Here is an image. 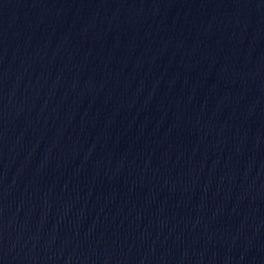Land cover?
Wrapping results in <instances>:
<instances>
[{
	"label": "water",
	"instance_id": "1",
	"mask_svg": "<svg viewBox=\"0 0 264 264\" xmlns=\"http://www.w3.org/2000/svg\"><path fill=\"white\" fill-rule=\"evenodd\" d=\"M0 264H264V0H0Z\"/></svg>",
	"mask_w": 264,
	"mask_h": 264
}]
</instances>
